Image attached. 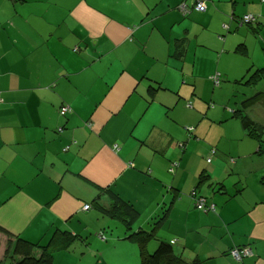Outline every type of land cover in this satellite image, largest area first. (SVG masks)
Here are the masks:
<instances>
[{
  "label": "crops",
  "instance_id": "0c3cea01",
  "mask_svg": "<svg viewBox=\"0 0 264 264\" xmlns=\"http://www.w3.org/2000/svg\"><path fill=\"white\" fill-rule=\"evenodd\" d=\"M183 1L0 0V227L41 245L60 231L79 236L53 264L73 248L139 264L124 226L96 209H110L111 194L139 212L133 229L167 209L162 237L189 260L264 264V153L234 117L264 96V0H205L207 12L186 14ZM244 15L256 21L241 25ZM246 113L264 141V97ZM194 187L214 210L195 207ZM8 239L0 234V264H12ZM246 246L254 257L228 255Z\"/></svg>",
  "mask_w": 264,
  "mask_h": 264
},
{
  "label": "trees",
  "instance_id": "16d2710c",
  "mask_svg": "<svg viewBox=\"0 0 264 264\" xmlns=\"http://www.w3.org/2000/svg\"><path fill=\"white\" fill-rule=\"evenodd\" d=\"M201 1H204L206 4L205 0H201ZM197 2L198 0H189V3L183 1L178 5V10H180L184 14L189 13L191 10L198 12L196 10ZM185 7H186V10H183V8ZM206 12H207V9H206ZM246 16H249V15H246ZM251 16L253 17V20L249 22L244 21L245 15L242 18H240L241 25L250 26L251 24H253L256 21V19L253 15ZM250 29H253L254 33L256 32V29L254 27H250ZM185 41L186 40L182 38L180 40L179 39L176 40L175 42L174 56L175 58H178L179 60H182L184 57L183 48L185 46L183 47V45ZM212 79H213L215 86L220 85L221 78H220L219 85H216L214 77ZM150 88L154 92L157 91V89H155V87L153 86H151ZM263 97L264 96H262V93H261V94L256 95V97L254 98L252 97L250 99L245 100L244 102H242V108L238 110L234 115V117H237L240 120L242 126L246 130L249 137L254 138L258 141L260 145V150L258 152L259 153L258 155L264 153V144H263L264 141L262 140V137H261L262 129L255 121H253L247 115L246 110L249 107L253 106L255 103H257L258 101H260ZM63 107L68 108V112L65 115L61 114V110ZM69 113H71V109L67 105H63L59 109V115L61 117H66ZM59 130L62 131L63 128H59ZM186 131L189 132V136L193 138L195 127H189L186 129ZM195 138L197 139L196 136ZM179 146L181 147V149H185L186 147L184 143H181ZM215 154H216V149L212 148L210 152L211 158H208L207 160L208 164L212 162V159ZM231 160L232 162H234L233 159ZM179 166H180L179 161L171 162L169 172L175 173L176 168H178ZM208 178L209 176L206 174V171L200 174L199 176L200 182L197 184V187H199V185L203 183V181L208 180ZM260 183L264 186V176L261 178ZM217 185H220L218 187L219 192L222 189L225 190V186L223 184H215L213 186L212 184H210V187L211 186L216 187ZM197 187L192 188L191 192H189V196L193 199L195 207L200 211L211 210V208L214 205H211V207L209 206L210 208H207L208 205L205 204V209L199 208L201 200L203 199L206 203V198L199 191H197L198 189ZM107 193L111 194L110 192H107ZM110 198L112 200V206L110 207V209H105V207L98 204L97 201L95 202L97 206L96 209L101 212H108L110 216L121 221V223L124 225L125 231L130 232L129 238L135 240V242L138 243L140 246L139 264H206L205 261L200 260L198 258H195L193 260L187 259L183 255L182 250L180 251L177 249L176 247L177 245L176 243L178 242L177 240H175L174 243H171L168 241H160L159 246L156 248V250L153 253H149L146 249V246L149 241H152L155 239L156 231L162 225V223H164V221L166 220L168 210L164 209L161 214H159L158 216L152 219L153 222L151 225L153 226V228L151 231L148 232V231L140 229L137 232H131L133 231V226L139 220V216H140L139 212L134 208V206L113 196V194L110 195ZM90 208L91 206L89 205L88 210H90ZM88 210H85V211H88ZM0 234H3L9 238L6 256L10 254V251L12 252V255L10 257L12 264H53L55 253L60 252V251H69L77 242H83L80 240L81 238L79 236L72 234L70 232H67V231L56 232L54 236L52 237L51 241L49 242V244L47 245L31 243L21 237L13 236L12 234H9L5 230H3L1 227H0ZM248 248H251V247L249 246L238 247V248H234L233 250L238 253H243V251ZM251 250L253 252V249ZM233 253L234 252L230 251L228 255L232 257L235 261H242L244 258L249 257V256H243V258H241L240 260H236ZM250 257H254V252H253V255Z\"/></svg>",
  "mask_w": 264,
  "mask_h": 264
},
{
  "label": "rangeland",
  "instance_id": "374dc122",
  "mask_svg": "<svg viewBox=\"0 0 264 264\" xmlns=\"http://www.w3.org/2000/svg\"><path fill=\"white\" fill-rule=\"evenodd\" d=\"M230 92V91H229ZM213 96H215L216 99L218 100H223L225 99L226 97V93H221V92H217L216 94H214ZM213 107L218 105L217 101L216 100H213ZM209 103H212L209 102ZM209 105V104H208ZM226 126V125H225ZM190 126H186L185 129L189 128ZM218 128H221V125H217ZM213 132V131H212ZM256 158H254L253 160H255ZM206 204V203H205ZM211 207V206H210ZM209 206H207V208H210ZM214 207V206H213ZM212 210V209H211ZM214 210V209H213ZM204 212H207V211H204ZM118 222L120 228H122L124 225L121 223V221H116ZM153 221H151V224H152ZM122 226V227H121ZM149 227V226H148ZM153 228V226L151 225L150 228H144V229H141V230H145V231H151ZM160 228L161 226L157 229L156 231V237L154 240L152 241H149L147 246H146V249L149 253H153L156 248L159 246V242L160 241H165L166 239L162 237V231H160ZM140 230V229H139ZM138 228L136 229H133V231L131 232H137L139 231ZM160 231V232H159ZM107 232V235L111 234L110 232V229L107 228L106 230ZM120 232V231H119ZM130 232H127V231H124V235L121 236V239H125L124 242H129V243H135L137 248H138V251H139V244L135 242V240L129 238ZM128 234V235H127ZM96 237V236H94ZM107 237V241L104 243L105 245H108L110 242H111V238L109 236H106ZM115 238L117 239V234L115 232ZM162 239V240H161ZM165 239V240H164ZM177 240V239H175ZM174 241V240H171V242ZM178 241V240H177ZM169 242V241H168ZM177 249L179 250L178 248V245L176 246ZM251 249V248H250ZM78 251L75 255L76 256H73L71 257L69 260H67V257L66 255H63L64 257L62 258L63 260H67V263L65 264H131V263H125V259L124 257H120L119 253L115 252L114 250L110 253H102V252H99L97 250H94V251H90L89 252H82L80 251L78 248H73V253L74 251ZM60 252H66V251H60ZM231 252H235L234 250H231ZM59 253V252H57ZM56 254V253H55ZM127 257L129 258V255H127ZM243 258V257H242ZM238 260V259H236Z\"/></svg>",
  "mask_w": 264,
  "mask_h": 264
},
{
  "label": "built area",
  "instance_id": "2783aa9c",
  "mask_svg": "<svg viewBox=\"0 0 264 264\" xmlns=\"http://www.w3.org/2000/svg\"><path fill=\"white\" fill-rule=\"evenodd\" d=\"M206 9H207V6H206L205 2L201 1V0H198V2L196 4V10L198 12L204 13V12H206ZM183 10H186V7L183 8ZM252 20H253V17L251 15L245 16V19H244L245 22H249V21H252ZM214 80H215L216 85H219V83H220L219 74L214 76ZM67 112H68V108L67 107H63L62 110H61V114L65 115ZM199 208L200 209H205V201L203 199L201 200ZM88 209H89V205H86L84 207V210H88ZM211 209L213 210L214 207H212ZM172 243H174V242H172ZM233 254H234V257L236 259L240 260L243 256H252L253 252H252V250L250 248H248V249L244 250L243 253L234 252Z\"/></svg>",
  "mask_w": 264,
  "mask_h": 264
},
{
  "label": "clouds",
  "instance_id": "9594fccd",
  "mask_svg": "<svg viewBox=\"0 0 264 264\" xmlns=\"http://www.w3.org/2000/svg\"><path fill=\"white\" fill-rule=\"evenodd\" d=\"M174 241H175V240H174ZM174 241H172V242H174ZM172 242H171V243H172Z\"/></svg>",
  "mask_w": 264,
  "mask_h": 264
}]
</instances>
